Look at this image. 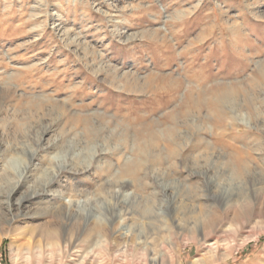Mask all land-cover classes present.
<instances>
[{"label":"rangeland","instance_id":"rangeland-1","mask_svg":"<svg viewBox=\"0 0 264 264\" xmlns=\"http://www.w3.org/2000/svg\"><path fill=\"white\" fill-rule=\"evenodd\" d=\"M217 167L264 179V0H0V222L49 183L21 207L44 217L1 226L0 264H264V182L224 209L199 174ZM112 209L146 245L17 234Z\"/></svg>","mask_w":264,"mask_h":264},{"label":"bare ground","instance_id":"bare-ground-1","mask_svg":"<svg viewBox=\"0 0 264 264\" xmlns=\"http://www.w3.org/2000/svg\"><path fill=\"white\" fill-rule=\"evenodd\" d=\"M25 154H27L29 161H31L33 159L34 153L31 149L28 151V153L25 152ZM54 158H59V155H56ZM236 159H237L236 165H235L236 169L238 171L243 170L242 173H245L244 172L245 164L243 162V156H238ZM27 167H28V163L24 166V172H26L25 169ZM212 167L215 168V166H212ZM217 168L219 169V167H217ZM226 168L231 169L228 166ZM226 168H224V169H226ZM221 169H223V168H221ZM220 171H221L220 169H219V171L218 170H215L214 172L212 171V173L210 175L207 172H200L199 174H201V176L205 177V180H204L205 189L204 190L206 193L205 194L206 197H208L209 200L210 199H212L214 201L219 200L222 208H224V209L229 208V207H231L233 209L238 204H240L245 198H248L251 196L255 197L256 195H258V193L260 191H262L260 186L264 182V179L261 175L260 176L252 175V178L251 177L249 178L251 180L250 181L248 180L246 183H243V184L241 182H238V183L234 182V184L233 183L227 184L226 180H227V182L228 181L232 182L233 176H231V174H228V173L225 174L224 173L225 170L223 172H220ZM190 172H191V170H190ZM192 174H194V173H192ZM232 174H234V173H232ZM23 175L25 178H27L29 176V175H26V173H24ZM239 175H240V172H239ZM46 181L48 182V180H45L43 183L40 182V184L42 183L44 185V187L41 190L38 189L39 185H37L38 187H36L32 190L28 189V191L25 194L21 195L20 198L18 199L19 200L18 203L16 202V203H13V205L12 204L7 205L9 217L6 218L5 221L0 222V228H2L1 226L3 224H7L9 227L8 231L3 234V237H6L7 235L12 234V230H14L15 228H19V227L14 226V224L16 222L24 221L26 219L38 220V219H41L42 217H44V215L46 213H44V212H43L44 214L40 213V212L38 213V210L36 208L33 209L30 213H28V212L26 213V211L21 210V207H25L27 204L33 202V200H35L39 195L43 196L49 192L47 190V186H46V185H49V183H47ZM19 184L20 183L17 180L14 182V184H12V186L8 190V195H7L8 199H9V197H11L16 192ZM0 185H1V183H0ZM14 204H16V206H14ZM109 209H111V208H109ZM14 210H17V211L14 212ZM62 210H63V208H62ZM171 210L173 211V213H172V215H170L169 218L171 219L172 223L175 224V226L177 228H182V227H184L185 224L190 225V222H184L183 218L180 219L179 217L174 215L176 212V206H172ZM235 210H236V208H235ZM41 211H43V210L41 209ZM261 212L262 211H258L256 214L259 215ZM234 214H235V212L232 213V220H234V222H237L236 216H235L236 214L235 215ZM60 216H61L62 220L57 227L53 226V224H51L50 222H41V223H35V224L32 223L31 225L24 227L23 230L20 229L17 234H24V235L29 234L30 238H33L35 236H39L42 238V240L44 241L45 244L50 245L51 247L57 246L61 241L70 242L71 239L77 240V239H79L78 236L82 235V234L87 236V235H92L94 233L98 234V232L102 233L103 235L108 236L110 238V240L112 241L113 246H116L119 248H121V247L124 249L128 248V247L132 248V246H135V245L140 244V243H144L143 245H146V243H145L146 239L141 238V236H139V233L135 232L136 230L131 229V227L129 225H123V226L119 225L120 220H122L123 218L121 217L119 212H116L113 209L111 211L109 210V214L106 215L105 218H100L101 223H95V222H93L94 221L93 218H91L92 216L90 217V216L85 215V217L83 218V221L81 220L83 222L81 224V226L75 228L76 231L74 230L73 227L77 225V223H78L77 218L78 217L74 213H67L66 212V213L61 214ZM227 216H228V214H227ZM230 218H231V216H230ZM191 222L194 225L199 224V220H192ZM234 222H232V223H234ZM235 225H237V224H235ZM208 227L211 229H214L215 226L214 225L206 226V228H208ZM206 228H203V230H206ZM73 230L75 231V233H77L76 236H75V233ZM70 243H72V242H70ZM27 244H29V243H27ZM29 246H28V250L31 249ZM33 246L34 247H32V249L35 248V250L37 249V251L38 250L41 251L42 241L35 240V244ZM205 246L208 247V250L210 249V250L216 251V250H214L217 247L215 241H209L205 244ZM59 248H60V246H59ZM133 248H135V247H133ZM151 263L155 264L156 259L152 257ZM208 263H209V261L205 256H201V257L193 256L191 258V260L189 261V264H208Z\"/></svg>","mask_w":264,"mask_h":264}]
</instances>
